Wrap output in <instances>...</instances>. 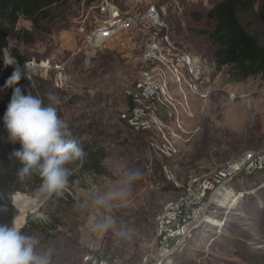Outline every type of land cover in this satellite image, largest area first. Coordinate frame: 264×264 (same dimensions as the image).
<instances>
[{
	"label": "rangeland",
	"instance_id": "1",
	"mask_svg": "<svg viewBox=\"0 0 264 264\" xmlns=\"http://www.w3.org/2000/svg\"><path fill=\"white\" fill-rule=\"evenodd\" d=\"M100 1L66 0L50 10L38 31L21 19L16 29L32 32L33 40L12 36L6 50L11 56L16 50L26 63L50 60L49 69L27 73L24 68L26 78L44 105L52 104L68 124L69 138L105 154L102 162L110 172H84L80 164L59 194L41 193L38 186L13 194L18 211L13 222L21 213L18 205H28L19 229L28 218L46 226L43 231L28 228L24 235L39 241L38 254L51 251L50 264H144L158 214L181 193L175 180L264 148V71L238 80L226 59L219 56L221 62H215V46L207 34L214 22L206 15L216 0H109L137 18L155 5L174 44L207 61L212 81L217 79V91L203 97L191 90L187 77L178 82L170 74L165 88L147 101L137 88L144 68L141 54L163 30L139 22L119 31L104 49L88 53L77 30L95 22L92 7ZM257 7L245 23L264 44ZM15 61L7 65L12 70L19 68ZM138 107L146 112L142 118L134 115ZM228 187L243 194L218 212L225 220L194 228L167 264H264V171L235 177ZM122 188L124 194L106 205L95 203ZM17 194L23 196L21 204L14 200ZM105 218L110 227L91 229ZM92 245L94 261L88 257Z\"/></svg>",
	"mask_w": 264,
	"mask_h": 264
},
{
	"label": "built area",
	"instance_id": "2",
	"mask_svg": "<svg viewBox=\"0 0 264 264\" xmlns=\"http://www.w3.org/2000/svg\"><path fill=\"white\" fill-rule=\"evenodd\" d=\"M139 3L145 0H137ZM95 22L82 23L77 32L88 53L104 49L119 31L133 27L139 22L152 23L162 31L147 42L141 62L144 68L137 83L141 96L147 101L157 90L165 88L172 74L178 82L185 77L194 92L203 97L217 91V79L212 81L211 67L207 61L175 45L170 37L168 24L160 17L155 5L148 7L140 17L130 16L119 5L109 0L95 2ZM50 60L30 61L25 65L30 70L51 68ZM29 75V74H28ZM182 89V87H181ZM183 90V89H182ZM231 94V93H229ZM134 115L142 118L144 109H134ZM264 171V148L250 149L241 154L216 162L210 168L199 171L187 179L175 180V186L181 190L179 196L168 202L156 218V229L144 264H167L168 256L181 248L200 224L215 219L222 207L234 202L243 193L228 187L229 183L240 175H255ZM95 246H90L89 259L97 260Z\"/></svg>",
	"mask_w": 264,
	"mask_h": 264
},
{
	"label": "trees",
	"instance_id": "3",
	"mask_svg": "<svg viewBox=\"0 0 264 264\" xmlns=\"http://www.w3.org/2000/svg\"><path fill=\"white\" fill-rule=\"evenodd\" d=\"M65 1L0 0V224L11 226L17 215L18 211L12 202L13 194L24 192L26 188L32 186L40 188L41 185V178L36 173L21 181L17 176L21 165L11 155L21 145L19 142L13 144L7 139L8 133L2 117L10 102L13 90L15 87H20L26 95L37 96V94L30 80L26 78L24 71L26 60L16 50L13 51V56L18 59L22 78L16 84L6 86V81L14 70L4 64V53L10 46L12 36L27 42L33 40L32 32L16 29L21 19L28 20L32 24L33 30L38 31L43 20L50 17V10ZM256 5H258L256 10L258 20L264 25V0H216L214 7L206 15L214 22L213 30L207 34L215 46V62H221L218 59L219 56L223 58V61L226 59L231 66L232 76L238 80L264 71V44L245 23V19L255 11ZM82 148L85 152L83 160H76L65 165L70 172L81 164V169L84 172L110 175L102 162L105 157L104 153H100V150L92 144H87ZM28 228L46 230V226L38 224L30 218L20 230L25 234Z\"/></svg>",
	"mask_w": 264,
	"mask_h": 264
},
{
	"label": "clouds",
	"instance_id": "4",
	"mask_svg": "<svg viewBox=\"0 0 264 264\" xmlns=\"http://www.w3.org/2000/svg\"><path fill=\"white\" fill-rule=\"evenodd\" d=\"M4 64L13 65L15 58L5 51ZM22 78L21 70L16 67L6 81V86L16 84ZM50 101L55 97L49 96ZM8 133L7 139L21 147L13 155L20 163L17 176L21 181L36 173L41 178L39 192L59 194L68 183L70 170L65 165L83 160L84 149L71 139L67 131L68 124L57 114V109L44 105L38 96L24 94L20 87H15L2 117ZM124 194V189L98 197L97 205H106L116 196ZM111 226V220L105 218L93 223V231H102ZM39 241L35 237L24 235L16 226L0 224V264H50L51 251L37 253Z\"/></svg>",
	"mask_w": 264,
	"mask_h": 264
},
{
	"label": "bare ground",
	"instance_id": "5",
	"mask_svg": "<svg viewBox=\"0 0 264 264\" xmlns=\"http://www.w3.org/2000/svg\"><path fill=\"white\" fill-rule=\"evenodd\" d=\"M240 112L241 111L236 110L233 113L236 114L237 117H239L240 116ZM14 200H15V202L17 201V202H19L21 204L23 202V196L20 195V194H17V195L14 196ZM26 207H28V205ZM26 207L23 206V205H22V207H19V205H18V208H20L19 210L21 211V213L16 217V219L14 221L17 227H19L25 220Z\"/></svg>",
	"mask_w": 264,
	"mask_h": 264
}]
</instances>
